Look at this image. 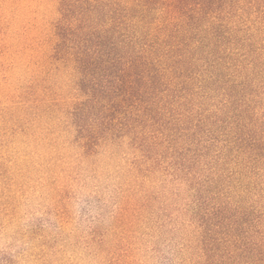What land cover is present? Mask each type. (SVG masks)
Segmentation results:
<instances>
[{
  "label": "rangeland",
  "instance_id": "374dc122",
  "mask_svg": "<svg viewBox=\"0 0 264 264\" xmlns=\"http://www.w3.org/2000/svg\"><path fill=\"white\" fill-rule=\"evenodd\" d=\"M0 264H264V0H0Z\"/></svg>",
  "mask_w": 264,
  "mask_h": 264
}]
</instances>
